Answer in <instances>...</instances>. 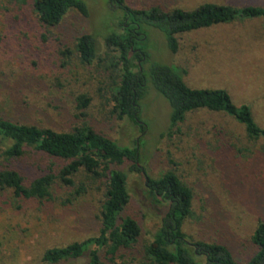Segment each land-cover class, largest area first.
<instances>
[{
  "label": "rangeland",
  "instance_id": "374dc122",
  "mask_svg": "<svg viewBox=\"0 0 264 264\" xmlns=\"http://www.w3.org/2000/svg\"><path fill=\"white\" fill-rule=\"evenodd\" d=\"M83 16L70 10L54 27L44 26L32 0H0V114L39 127L69 131L82 122L122 147L137 145L140 164L152 178L171 170L192 193L191 215L183 231L191 240L225 244L245 264L255 253L251 242L258 220L264 221V139L249 140L233 118L205 109L187 114L169 126V105L151 86L140 100L141 132L128 118L113 112L115 69L103 36L119 30L108 0H82ZM133 8L161 6L193 9L204 2L235 7L264 6V0H125ZM145 46L156 62L178 67L190 87L223 88L232 101L248 104L264 128V18L236 20L178 35L171 53L162 33L145 26ZM81 34H92L96 56L82 63L75 50ZM89 103L80 116L77 97ZM137 141V143H136ZM11 142L1 141V148ZM9 163L24 183L47 172L57 174L69 161L33 148ZM128 173L130 200L122 216L141 229L137 247L116 263L102 255V264H137L143 246L159 225L163 205L143 195V178L128 164L114 165ZM48 200L14 198L0 191V264H48L43 253L98 233L103 188L79 172L72 185L55 181ZM87 256L55 264H85Z\"/></svg>",
  "mask_w": 264,
  "mask_h": 264
},
{
  "label": "trees",
  "instance_id": "16d2710c",
  "mask_svg": "<svg viewBox=\"0 0 264 264\" xmlns=\"http://www.w3.org/2000/svg\"><path fill=\"white\" fill-rule=\"evenodd\" d=\"M108 2L119 24V30L103 36L107 55H112L110 65L116 71L113 112L119 118H128L144 132L146 124L140 118L139 102L151 86L169 105L170 128L183 122L187 114L205 109L233 118L249 140L264 139V128L256 122L248 104H235L223 88L190 87L178 67L152 60L144 44L147 39L144 27H154L164 36L168 50L176 53L178 35L236 20L264 18V6L235 7L204 2L193 9L167 10L161 6L133 8L125 0ZM32 7L46 27L58 25L70 10L83 16L88 14L82 0H32ZM75 50L82 63L90 64L96 56L94 35L81 34L76 39ZM88 103L86 96L77 97L80 116H84L83 109ZM0 140L12 143L8 148L0 147V191L10 190L14 198L48 200L56 180L72 185L73 176L79 172L103 188L98 233L82 241L47 249L42 255L43 262L55 264L85 255V264H102L101 254H104L116 263L117 258L124 261L125 252L137 247L140 226L132 217L121 215L130 200L128 173L113 167L127 163L129 172L143 178L145 200L165 207L151 240L140 251L137 264H241L225 244L191 240L186 235L183 225L191 215V190L171 170L158 178L150 177L140 164L137 145L119 146L85 122L72 130L59 131L19 123L1 114ZM25 148L69 162L57 174L47 172L24 183L19 171L9 163L21 157ZM250 239L256 251L245 264H264V221H257Z\"/></svg>",
  "mask_w": 264,
  "mask_h": 264
}]
</instances>
